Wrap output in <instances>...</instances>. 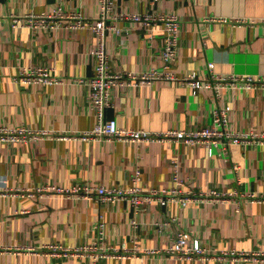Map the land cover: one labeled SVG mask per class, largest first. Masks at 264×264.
I'll use <instances>...</instances> for the list:
<instances>
[{
	"label": "crops",
	"instance_id": "crops-1",
	"mask_svg": "<svg viewBox=\"0 0 264 264\" xmlns=\"http://www.w3.org/2000/svg\"><path fill=\"white\" fill-rule=\"evenodd\" d=\"M60 5L91 19L99 15V0H0V124L49 131L33 142L0 141V264H264V257L181 258L167 251L183 230L215 254L264 253L263 139L235 144L223 155L182 142L61 136L82 134L99 120L89 83L96 72L97 36L79 28H14L9 16L51 12ZM117 10L180 15V50L173 65L177 75L197 71L206 76L210 62L221 73L264 75V0H117ZM119 26L121 34H108L111 71L127 74L163 66L162 22L148 29L121 19ZM36 66L50 68L63 81L22 85L16 80L19 69ZM223 104L233 106V129L264 132L263 89L225 88L217 97L211 89L194 91L166 79L113 86L104 118L126 128L189 131L210 123L213 109ZM175 158L184 188L218 190L224 198L186 205L154 201L136 212L125 199L98 201L56 192L43 196L38 191L79 182L130 187L138 168L144 189L171 187ZM101 221L104 228H99ZM96 242L118 253L61 256L45 250L51 243L76 247Z\"/></svg>",
	"mask_w": 264,
	"mask_h": 264
},
{
	"label": "built area",
	"instance_id": "built-area-1",
	"mask_svg": "<svg viewBox=\"0 0 264 264\" xmlns=\"http://www.w3.org/2000/svg\"><path fill=\"white\" fill-rule=\"evenodd\" d=\"M11 24L14 28L29 27L33 30H57L61 27L88 29L96 34L98 43L95 47L97 65L95 75L89 80L91 85L92 106L98 115L97 124L82 134H63L61 136H80L85 140L109 139L125 140L134 143L142 141L153 142H182L189 145H204L210 154L220 151L228 155L231 147L235 144L249 145L264 140V132H242L231 126V112L233 106L223 104L216 106L212 111L210 123L193 130L169 129L163 132H154L143 128H126L119 126L116 119L106 120L104 117L105 107L110 104L111 88L118 84L139 85L154 80L166 79L167 81L180 82L191 86L194 91L211 89L217 97L221 96L225 88H259L264 90V75H243L237 73H221L215 70V62L208 64V75H199L192 71L186 75H177L173 70L180 50V39L182 33V19L177 12H150V11H122L117 10V0H99V15L88 18L81 11L65 9L63 6L56 7L53 11L26 12L24 14L11 13ZM121 19H130L135 23L152 28L159 22L164 25V44L161 51L163 59L162 67H152L144 71H129L127 74L113 72L110 69L111 54L108 47V34L110 30L122 33L119 26ZM213 20L233 21L246 24L250 19L245 17L227 18L213 17ZM252 22V21H251ZM149 29V28H148ZM16 80L22 84H55L61 83L63 79L52 72L48 67H22L19 69ZM49 131L37 130L26 125L10 127L0 124V141L33 142ZM176 169L174 174V185L171 187H153L144 189L140 184L142 179L141 170L138 168L133 175V185L123 187L119 185L95 184L91 182H79L71 186L46 185L38 191L43 196L51 192L63 193L69 196L96 199L98 201H114L118 199L128 200L136 212L146 208L149 203L158 201L161 204L169 202H181L184 205L195 199L213 198L223 199L225 193L211 190L208 193L197 192L193 188H184L185 182L179 170V158H175ZM133 225L138 221L133 219ZM166 223H169L168 221ZM164 223V224H166ZM104 228V222L99 223V228ZM33 248V247H32ZM45 250L61 256H74L90 253L97 255L100 251L103 256L118 253L114 247H103L99 242L69 247L61 243H51ZM148 252H157L158 249H148ZM167 251L183 258L218 259L236 258L250 259L262 258L264 253H250L247 251L237 252L224 251L215 254L201 243L199 239L190 240V234L185 231L179 233L178 239L167 248Z\"/></svg>",
	"mask_w": 264,
	"mask_h": 264
}]
</instances>
